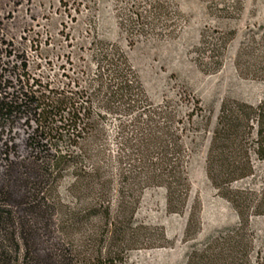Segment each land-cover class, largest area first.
Listing matches in <instances>:
<instances>
[{
    "label": "rangeland",
    "instance_id": "rangeland-1",
    "mask_svg": "<svg viewBox=\"0 0 264 264\" xmlns=\"http://www.w3.org/2000/svg\"><path fill=\"white\" fill-rule=\"evenodd\" d=\"M99 42L110 56L123 54L145 95L134 112L109 113L103 125L114 179L112 213L121 190L120 124L139 113L167 119L190 184L183 212L168 211L161 185L131 195L139 201L125 264H186L191 251L240 227L237 211L207 177L206 157L225 99L264 100V0H0V99L22 96L41 82L58 88L78 78L80 88L96 87L104 67ZM35 130L36 122L23 117L0 134V199L14 213L12 228L31 263L64 264L59 213L41 211V154L30 146ZM253 163L254 174L233 187L253 191L256 203L264 204V162L253 156ZM70 183L67 174L57 186L63 211L76 206ZM193 208L199 229L187 237ZM245 236L251 263L264 264V215H251Z\"/></svg>",
    "mask_w": 264,
    "mask_h": 264
},
{
    "label": "trees",
    "instance_id": "trees-1",
    "mask_svg": "<svg viewBox=\"0 0 264 264\" xmlns=\"http://www.w3.org/2000/svg\"><path fill=\"white\" fill-rule=\"evenodd\" d=\"M99 44L104 67L96 87L80 88L78 78L58 88L41 82V88L30 87L22 96L0 99L1 135L11 132L23 117L36 122L30 146L41 154V211L48 216L59 213L64 264H125L139 201L131 195L137 189L164 186L170 213L183 212L189 198L190 184L176 133L165 123L167 119L160 123L154 115L143 119L139 113L130 124H120L116 163L121 190L118 210L112 213L114 179L112 160L103 146V125L109 113L134 112L145 95L123 54L115 50L110 56L104 43ZM95 105L103 110L97 111ZM253 156L264 162V100L253 105L225 99L211 132L206 174L237 211L240 227L191 251L186 264H252L245 231L252 214L264 215V204L256 203L253 191L235 189L233 184L254 174ZM67 174L76 206L63 211L57 208L56 191ZM8 207L0 199V264H33L23 237L12 228L14 213ZM198 229L193 208L185 234L193 237ZM76 240L81 243L77 248Z\"/></svg>",
    "mask_w": 264,
    "mask_h": 264
}]
</instances>
